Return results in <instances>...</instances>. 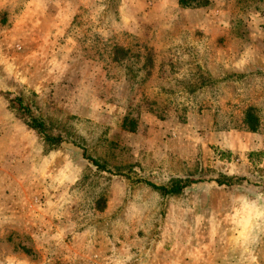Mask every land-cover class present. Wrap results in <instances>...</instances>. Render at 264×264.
Listing matches in <instances>:
<instances>
[{"label": "rangeland", "instance_id": "374dc122", "mask_svg": "<svg viewBox=\"0 0 264 264\" xmlns=\"http://www.w3.org/2000/svg\"><path fill=\"white\" fill-rule=\"evenodd\" d=\"M0 264H264V0H0Z\"/></svg>", "mask_w": 264, "mask_h": 264}, {"label": "trees", "instance_id": "16d2710c", "mask_svg": "<svg viewBox=\"0 0 264 264\" xmlns=\"http://www.w3.org/2000/svg\"><path fill=\"white\" fill-rule=\"evenodd\" d=\"M178 4L182 8H197L206 6L209 3V0H177ZM16 101H19L18 98H15ZM244 124L247 129L250 131H256L258 128V118L253 112L252 108L247 109L245 117H244ZM27 125L31 128L37 130L42 136L43 141L51 148H54V146L58 145L61 142V137L54 136L49 132L48 126L46 123L39 119V118H31ZM123 126L126 128V124L123 123ZM128 129V128H127ZM130 130H133V128H130ZM93 164L99 166L98 162L93 160ZM194 180H181L177 179L174 180L169 184V186H154L157 189H160L164 194H174L182 191L185 187H187L190 183H193Z\"/></svg>", "mask_w": 264, "mask_h": 264}]
</instances>
